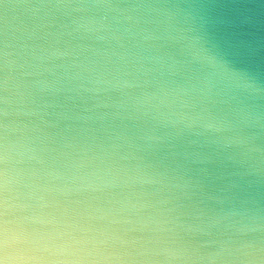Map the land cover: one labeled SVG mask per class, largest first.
Instances as JSON below:
<instances>
[{
	"label": "clouds",
	"instance_id": "9594fccd",
	"mask_svg": "<svg viewBox=\"0 0 264 264\" xmlns=\"http://www.w3.org/2000/svg\"><path fill=\"white\" fill-rule=\"evenodd\" d=\"M0 264H264V0H0Z\"/></svg>",
	"mask_w": 264,
	"mask_h": 264
}]
</instances>
